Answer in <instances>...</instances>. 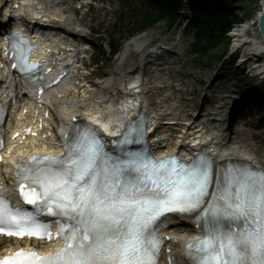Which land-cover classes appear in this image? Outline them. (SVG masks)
<instances>
[{
    "label": "snow or ice",
    "instance_id": "6c2138e0",
    "mask_svg": "<svg viewBox=\"0 0 264 264\" xmlns=\"http://www.w3.org/2000/svg\"><path fill=\"white\" fill-rule=\"evenodd\" d=\"M31 50L13 34V66L29 77L40 67L28 64ZM143 137L144 129L129 122L110 142L114 154L94 127L73 125L62 155L16 164L10 183L19 203L0 195V234L47 241L55 235L63 244L44 254L20 249L0 264H159L165 238L158 229L170 214L192 219L203 233L185 245L187 264H264V168L217 165L203 154L185 164L146 148L127 150Z\"/></svg>",
    "mask_w": 264,
    "mask_h": 264
},
{
    "label": "rangeland",
    "instance_id": "374dc122",
    "mask_svg": "<svg viewBox=\"0 0 264 264\" xmlns=\"http://www.w3.org/2000/svg\"><path fill=\"white\" fill-rule=\"evenodd\" d=\"M113 2V5L109 7V9L99 10V11H90V13H87L86 16L83 19V22L85 26L89 28H95L96 30H100L101 34L98 35L99 40L96 42V40L93 38L94 43L92 44V48L94 49L95 53L99 55V59L101 60L100 63L104 64V71L108 68H110V63H107L105 61V57L107 56V52L109 50L108 43L110 42V39L113 37L116 38L118 35H124L126 34V30L132 26L131 21L129 20V16L131 14L132 7L134 8V11H143L144 3L142 0H111ZM229 12L231 15L234 14H243L244 12L254 9L255 10V17L257 16V13L260 11V0H228V6H227ZM120 11L124 12L125 15V21L120 24V26L116 27V36H113L111 34V26L114 24L115 20L117 19L118 13ZM95 15V17H94ZM79 18V17H78ZM176 21V17L174 22ZM251 20H246L245 22L250 23ZM168 24L167 20H162L158 23H156L154 26L148 28L149 32L157 33L152 38L153 41H157V43L162 42H169L173 44H180L181 42L184 43V49L183 50H176V58L179 57L180 64L175 63L177 66H175V69L180 70L182 73L181 75L184 77V81L188 84H192V87L196 90L197 94H201V91L203 90V87L201 86V82H205L207 85L209 84V80L207 78L208 75H213L216 72H219L222 79H219L220 86L221 87H227L228 84L226 81L227 78H233V80H236V84L243 85V81H239L238 78L242 77V74L240 73H232L231 70H228L229 67V49L230 47V40H228V44L223 43L216 48L208 51L205 55H202V53L197 52L195 47L193 46L194 40L192 36H187L184 33L183 26H175L173 25L170 27V31H166V26ZM255 23L253 26H251V31L257 32L255 29ZM251 34H254L251 32ZM147 38V37H146ZM150 38V39H151ZM147 40V39H146ZM226 49L225 55L223 57H219ZM134 59H138L139 56L132 55ZM175 57V55H174ZM175 58V59H176ZM173 59V57H172ZM180 65V66H179ZM179 66V67H178ZM224 70V71H223ZM225 75H222L225 73ZM193 77V78H192ZM175 84V82H174ZM173 84V87H174ZM190 84V85H191ZM190 85H187L185 87L186 92L190 91ZM214 85H217V83H214ZM224 85V86H223ZM176 87V86H175ZM232 88V87H231ZM234 88V86H233ZM164 91V90H163ZM185 98L189 97L187 93H184L183 95ZM195 96H197L195 94ZM188 111V110H187ZM264 113L259 114L257 116H254L250 118V120L247 121L253 126H259L260 121L263 117ZM250 132L256 133V135L252 134V139L257 140L258 143L264 144V127L258 128L256 131L253 129L249 130ZM259 133V134H258ZM261 135V136H260ZM257 137V138H256ZM4 244V243H3Z\"/></svg>",
    "mask_w": 264,
    "mask_h": 264
},
{
    "label": "bare ground",
    "instance_id": "6f19581e",
    "mask_svg": "<svg viewBox=\"0 0 264 264\" xmlns=\"http://www.w3.org/2000/svg\"><path fill=\"white\" fill-rule=\"evenodd\" d=\"M38 14V13H37ZM56 17H53V19H55ZM251 22L250 23H242L240 26H238L236 29H234L232 32H231V36L233 38V41L234 43H236L237 45L240 44V41H242L243 39H240L239 37H242L243 36V33L245 31H251ZM253 32L254 34H252L251 36V39H253L252 41V46H249L247 48H244V52H247V55L252 53V51H264V42L262 40V36H260L259 32H254V31H251ZM155 34L157 33H151L149 32L148 30L144 31L142 34H140V36L138 38H134L132 40L131 43L133 44H140L139 40L143 38V41L146 40V41H149L151 37H154ZM147 37V38H146ZM174 49H179V50H183L184 49V43L181 42L180 44H177L174 46ZM127 48L123 50V53L127 52ZM168 59V58H167ZM167 59L165 57H160L158 60L159 62H161L164 66L168 67L167 68V71H159L156 75H152L151 77H155L160 83H162L163 85V89H161L160 91H163L164 92H169V101L172 102V103H175L177 104L178 107H182V109H184V112L185 113H192V112H195L198 108L202 107V106H205V103H203V97H201V94H197L196 93V90L192 87V84L190 85L189 83L187 84L185 81H184V77L181 75L182 73L180 72V70L178 69H175L174 67L178 65V63L180 64V61H179V58H176L174 59L175 62L172 63V62H169L167 61ZM177 63V65L175 64ZM180 66V65H179ZM178 66V67H179ZM263 70V68H261V71ZM117 72L112 70V76H117ZM208 80H209V85L206 87V88H203L202 91L206 92L207 90H210L213 86V83L217 80L220 79V73L219 72H216L214 73L213 75H208L207 76ZM109 78H107L106 82H109ZM173 82H175L174 84V87H173ZM201 84H203L201 82ZM187 85H190V91L186 92V89L185 87ZM176 86V87H175ZM224 86V85H223ZM220 92H230V89H228V87H222L220 89ZM184 93H187V95H189V97L185 98L183 95ZM214 93V92H213ZM103 92L101 93H97L95 94L96 96L98 97H102ZM195 94L197 96H195ZM98 97H96V99H98ZM101 114L107 118H109V123L113 126L119 124V119L118 118H121V109L119 107H115L111 104H105L103 105L101 108ZM188 110V111H187ZM183 110H181V112H179L178 114H182ZM190 113V114H191ZM264 134V132L262 133V135ZM252 134L250 133H247V136L245 138H242L241 141L242 142V147L239 151H236V150H233L231 153L232 155L235 154V155H239L240 153H243L244 151H247L249 153H252L254 148L256 147V145H258V141L255 140V143L252 142L250 140ZM256 135V134H254ZM261 136V135H260ZM257 138V137H256ZM55 142L53 141H50V143H45L43 141L39 142L37 140H31L29 142L30 145H38L39 147L43 146V145H52L54 144ZM179 235H181V233H179ZM1 242H6V245L5 247H10L11 245L13 246H19L21 244H25L24 242H19V241H15V242H12L10 240H6V239H3V238H0V243ZM34 246H40L39 244H36V243H32Z\"/></svg>",
    "mask_w": 264,
    "mask_h": 264
},
{
    "label": "trees",
    "instance_id": "16d2710c",
    "mask_svg": "<svg viewBox=\"0 0 264 264\" xmlns=\"http://www.w3.org/2000/svg\"><path fill=\"white\" fill-rule=\"evenodd\" d=\"M227 0H189L191 20L186 32L192 34L196 46L205 53L222 43H227V32L233 23H241L245 19L252 18L254 9H250L243 15H231L226 9ZM160 6H153L155 9L144 13L142 19L136 22L133 30L142 28L162 18H172V12L177 10L182 0H161ZM255 101L254 108L257 111L264 109L262 101L255 96L251 97Z\"/></svg>",
    "mask_w": 264,
    "mask_h": 264
},
{
    "label": "water",
    "instance_id": "95a60500",
    "mask_svg": "<svg viewBox=\"0 0 264 264\" xmlns=\"http://www.w3.org/2000/svg\"><path fill=\"white\" fill-rule=\"evenodd\" d=\"M262 10L258 15L257 28L264 41V0L261 1Z\"/></svg>",
    "mask_w": 264,
    "mask_h": 264
}]
</instances>
